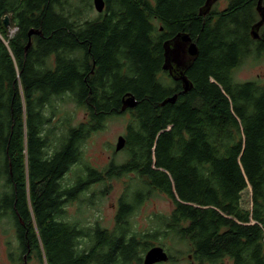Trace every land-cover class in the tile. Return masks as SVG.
<instances>
[{
  "label": "trees",
  "instance_id": "1",
  "mask_svg": "<svg viewBox=\"0 0 264 264\" xmlns=\"http://www.w3.org/2000/svg\"><path fill=\"white\" fill-rule=\"evenodd\" d=\"M206 2L105 0L103 14L86 19L91 5L75 0H0V213L24 223L39 264H141L153 246L171 253L167 239L197 264H264V85L234 80L247 58H263L264 39L251 36L259 0L201 15ZM180 33L199 49L188 93L163 70L164 43ZM88 52L94 75L80 55ZM127 94L139 101L128 110L127 161L86 167L65 185L81 144L125 114ZM62 102L84 109L86 121L57 124ZM129 174L139 186L122 195L113 231L65 220L66 200ZM149 193L173 210L155 217L161 228L134 232L130 218Z\"/></svg>",
  "mask_w": 264,
  "mask_h": 264
},
{
  "label": "rangeland",
  "instance_id": "2",
  "mask_svg": "<svg viewBox=\"0 0 264 264\" xmlns=\"http://www.w3.org/2000/svg\"><path fill=\"white\" fill-rule=\"evenodd\" d=\"M75 4L80 8H83L85 5H91L92 9L88 12L86 19H93L99 16L94 8L93 0H75ZM224 6L225 3H222L220 8ZM13 33L14 30L9 36H12ZM262 57L261 59L255 56L247 58L245 62L236 69L234 80L236 82L258 81L264 85V56ZM63 103L65 102L60 103L59 114L57 116L58 119L56 117L57 124L62 121L70 120L71 126L76 127L86 121L87 115L84 109L78 108L74 103ZM131 117V113H125L124 115H117L109 118L105 122L103 129L92 133L81 144L82 159L64 176L63 182L65 185H72L78 177L84 176L86 174V167L104 172L107 166L112 162L123 164L127 161V152L125 150L115 152V147L118 137L127 133V127ZM1 185L0 183V188ZM138 186L139 181L137 176L132 174L129 176L124 175L119 178H111L105 182L93 183L85 192L80 194L78 203L67 209L65 217L70 222L79 223L86 227L99 224L101 227L111 231L115 228L114 220L117 213L119 198L126 193L128 187H131V192H133ZM148 196L149 198L138 209L136 208L134 215L130 218V225L134 232H148L158 227L159 224L155 217L160 215L167 216L173 210V205L166 196L153 193H149ZM251 206L252 203L250 208ZM8 224V220L0 219V244L2 241L1 239H3L2 231L4 228H9ZM159 228H161L160 225ZM160 240H162V238ZM156 241L151 242L158 244L159 239L157 238ZM165 244L166 246L172 247L171 253L167 252L171 256H174L177 262H167L163 264H197V262L192 261L191 252L186 245H171L169 239L165 241ZM86 246L85 242H83L81 247L85 248ZM164 248L167 249L166 247ZM4 260V246L0 245V264H2ZM35 262V264H39L37 258ZM131 264L137 263L132 262ZM224 264H232V262L225 260Z\"/></svg>",
  "mask_w": 264,
  "mask_h": 264
},
{
  "label": "water",
  "instance_id": "3",
  "mask_svg": "<svg viewBox=\"0 0 264 264\" xmlns=\"http://www.w3.org/2000/svg\"><path fill=\"white\" fill-rule=\"evenodd\" d=\"M220 0H207L204 8L201 10V15H206L212 6ZM94 8L97 13L102 14L105 11L106 3L105 0H93ZM257 10L261 20L253 28L252 35L257 38V32L264 25V6L262 0L259 1ZM9 17H5V25L9 26ZM42 36V33L38 30H31L29 37ZM31 46V40L27 48ZM165 50V63L163 70L168 72L174 81L181 82L182 91L181 93H188L192 90L193 84L187 76L188 70L193 66L194 62L199 56V49L197 44L192 40L188 33H180L173 39L168 40L164 43ZM176 67V68H174ZM176 69V70H175ZM178 99V94H175L166 100L161 105L175 104ZM139 105V101L131 94H127L122 102V112L136 109ZM127 139L124 135L118 137L115 151L121 152L126 148ZM170 260L169 253L167 250L159 245L153 246L147 251L143 258V264H163Z\"/></svg>",
  "mask_w": 264,
  "mask_h": 264
},
{
  "label": "flooded vegetation",
  "instance_id": "4",
  "mask_svg": "<svg viewBox=\"0 0 264 264\" xmlns=\"http://www.w3.org/2000/svg\"><path fill=\"white\" fill-rule=\"evenodd\" d=\"M227 1L228 0H220V1L216 2L215 5H218L220 8V5L222 3H225V6H226ZM263 6H264V4H263ZM252 31H253V29H252ZM252 31H251V36H252V39L254 41L259 42L260 40L264 39V25L257 32H255V34H257V38H255V36L252 35ZM90 54L91 53L88 52V53H81L80 55L85 57L86 62H85V60L83 62H85V64H87V66L90 70V74L94 75L95 74V68H96V61H94V58L92 56H90ZM262 56H264V52H263ZM81 64H84V63H81ZM174 68H176V67H174ZM168 75H169V73H168ZM171 79H172V81H174L172 77H171ZM174 82L177 83V86L181 87V85H180L181 82H179V81H174ZM124 113L129 114L130 112L126 111ZM124 136L126 137L127 133ZM126 139H127V137H126ZM113 163L114 162L110 163L108 166H110ZM129 175H131V174H129ZM67 186H71V185H67ZM1 192H2V189L0 188V193ZM78 199H79V196L77 197V199H75L73 201L66 200V202L64 204L65 216H66L67 209L70 208L71 206L76 205L78 203ZM120 199H121V197L119 198V201H118L117 213L120 209V207H119ZM0 211H1V205H0ZM17 213H18V211H17ZM117 213H116V215H117ZM0 214L4 215L3 217L0 216L1 220L5 219V220L9 221V224H8L9 228L3 227L4 229L2 231L3 239H1L2 241H1L0 245L4 246V259H5L4 261H2V264H35L36 263L35 262L36 261V252H35L32 244H31V241L29 239V232L25 231V230L23 232L21 231L24 223L21 220H19L17 222L15 217L13 216V212L11 210L6 211L4 213L2 212ZM65 220H67L66 217H65ZM114 222H115V226H116V216H115ZM73 223H75V222H73ZM114 229H112L111 231H113ZM141 264H143V259H142Z\"/></svg>",
  "mask_w": 264,
  "mask_h": 264
},
{
  "label": "bare ground",
  "instance_id": "5",
  "mask_svg": "<svg viewBox=\"0 0 264 264\" xmlns=\"http://www.w3.org/2000/svg\"><path fill=\"white\" fill-rule=\"evenodd\" d=\"M121 112H122V108H121ZM122 113H123V112H122ZM151 248H152V247H151ZM151 248H150V249H151Z\"/></svg>",
  "mask_w": 264,
  "mask_h": 264
},
{
  "label": "clouds",
  "instance_id": "6",
  "mask_svg": "<svg viewBox=\"0 0 264 264\" xmlns=\"http://www.w3.org/2000/svg\"><path fill=\"white\" fill-rule=\"evenodd\" d=\"M170 256V255H169Z\"/></svg>",
  "mask_w": 264,
  "mask_h": 264
}]
</instances>
